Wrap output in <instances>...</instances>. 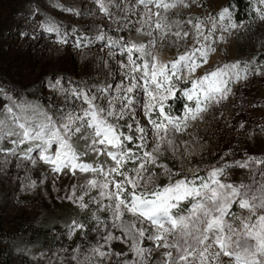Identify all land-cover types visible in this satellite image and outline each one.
Listing matches in <instances>:
<instances>
[{"label":"snow or ice","instance_id":"6c2138e0","mask_svg":"<svg viewBox=\"0 0 264 264\" xmlns=\"http://www.w3.org/2000/svg\"><path fill=\"white\" fill-rule=\"evenodd\" d=\"M176 2L134 0L130 10L143 8L136 31L144 32L149 40L147 44H137L121 37L120 41L109 42L120 44V54L126 57L118 61L122 70L119 83L106 85L99 94L70 90L80 106L61 109L58 115L49 114L39 105H4L0 111L4 117L0 119V141L10 139L17 147L31 143L33 146L23 155L31 159L28 154L37 151L39 159L49 164L53 172L67 169L73 175L76 171L96 174L87 181V187L98 189L99 196L109 202L104 210L111 211L112 227L122 233L115 236L109 232L104 240L129 243L133 254V259H125L122 264H149L153 249L161 248V264H264V167L259 180L254 177L251 183H230L222 179L226 175L223 167H214L201 176L199 169L173 172L158 163L166 151L175 153L174 140L170 138L174 133L185 131L188 121L200 118L210 103L227 99L233 77L245 78L239 71L240 61L196 75L197 69L208 63L209 51H215L214 32L218 28L226 32L241 27L232 20L230 6L218 13L219 21L213 17L188 20L193 28L190 34L172 31L173 25L162 15L175 8ZM179 2L191 6L184 0ZM97 3L102 12H109L104 0ZM258 3L264 5V0ZM256 11L264 20V8ZM224 20L228 21L226 25L220 23ZM47 30L58 32L55 27ZM170 35L174 37L173 44L192 35L193 44L176 58L165 61L157 54L156 45ZM57 42L68 41L61 35ZM75 46H83V39H78ZM110 89L115 95L102 100ZM179 97L193 104L183 103L182 114L175 115L169 101ZM137 108L146 126L136 118ZM121 120L123 124L119 123ZM0 151L15 154V148ZM89 152L109 157L111 166L106 169L84 162L83 157ZM249 161L264 166V159L249 157ZM156 167L163 169L168 183H156L155 172H149V168ZM240 167L248 168L249 162ZM81 206L87 207L83 203ZM126 215L131 217L127 223ZM146 240L152 248L143 246ZM103 247L100 245L93 252L101 258L127 256L103 251Z\"/></svg>","mask_w":264,"mask_h":264},{"label":"rangeland","instance_id":"374dc122","mask_svg":"<svg viewBox=\"0 0 264 264\" xmlns=\"http://www.w3.org/2000/svg\"><path fill=\"white\" fill-rule=\"evenodd\" d=\"M104 2L109 9L107 14L100 10L97 0H0V111L4 105L19 103L39 105L49 114L58 115L61 109L68 111L80 106L70 90L99 94L106 85L119 83L122 70L118 61L126 57L120 54V44L109 42L120 41L121 37L128 41L133 36L132 30L137 32L143 8L138 6L130 10L134 0ZM184 2L191 6L185 7L177 0L176 7L162 15L173 25L172 31L191 34L193 28L187 21H195L197 17L215 18L211 12L219 10L225 0ZM220 23L226 25L228 21ZM237 24L241 27L226 32L218 28L214 32L212 47L215 51H209L208 63L197 69V76L230 64L238 56L264 51V20L257 18ZM48 27H55L58 32H49ZM110 31L126 34L115 37ZM61 35L67 39L66 44L57 42ZM101 35L104 39L98 38ZM221 35L223 40L219 39ZM81 38L83 46L76 47V41ZM173 39L170 35L156 45L162 60L176 58L193 44L192 35L176 44L172 43ZM239 71L245 78L233 77L227 99L210 103L200 118L188 121L185 131L170 137L176 151L174 154L166 151L159 164L167 165L173 172L199 169L203 176L214 167H223L226 175L222 179L230 183H251L254 177L260 179L258 174L264 166L252 164L249 157L264 159V138L261 136H264V62L249 69L239 66ZM112 95L115 93L110 89L101 99ZM136 118L146 126L138 108ZM9 141H0V148H15V154L0 151V247L7 248V235L16 234L42 219L55 201L69 202L81 210L98 209L106 216L83 228L77 227L83 225L79 221H73L62 243L27 257L16 252L9 257L8 264H122L125 259H133L129 243L122 240L106 243L104 240L109 232L115 236L122 233L112 227L111 211L104 210L109 202L99 196L98 189L87 187V181L95 178V173L76 171L75 175H69L65 170L59 177L50 165L41 163L37 151L29 154L31 159L18 156L16 146L7 148L11 145ZM89 155L97 156L91 152L87 157ZM246 161L249 167H240ZM109 166L111 164L105 168ZM149 172H155L156 183L162 179L168 183L169 178L162 168H149ZM82 203L87 207H82ZM130 219L126 215L125 223ZM78 230L81 232L71 243ZM100 245H104L103 251L127 253V256L101 258L93 252ZM143 246L152 248V243L146 240ZM163 252V248L153 249L148 257L149 264H161Z\"/></svg>","mask_w":264,"mask_h":264},{"label":"trees","instance_id":"16d2710c","mask_svg":"<svg viewBox=\"0 0 264 264\" xmlns=\"http://www.w3.org/2000/svg\"><path fill=\"white\" fill-rule=\"evenodd\" d=\"M228 6H230L232 20L236 23L255 21L257 18H259V13H257L256 9L264 8V5H260L258 3V0H225L224 4L220 6L219 10L212 11L211 13L215 16V18L219 20L218 13L222 8ZM109 33L110 35L115 37L126 34V32L124 31H110ZM131 35L133 36H130V39L128 40V42L130 43L134 42L137 44H147L149 39L147 35L139 34L134 30H132ZM236 61H240V67L249 69L253 65L264 62V51L251 52L242 56H238L237 58L231 60L232 63ZM79 85L82 86V88H86V86L84 84H81V82H79ZM169 103L173 105V113L175 115L182 114L183 103H189L191 105V102L186 101L183 97L170 100ZM119 123L123 124L124 121L121 120L119 121ZM125 132L127 134L126 129ZM9 143L11 145L7 148L15 146L11 143V141H9ZM32 146L33 145L31 143L22 144L18 147L16 146L18 156L25 157L23 153L28 147ZM77 146L81 147V145L79 144ZM129 146L131 147L132 145L130 144ZM83 160L84 162L88 164H94L97 167L101 165L106 167L107 165L111 164L110 158L105 155H99L96 157L89 155V157ZM41 163L45 166H49V164L43 161H41ZM65 170L68 171L67 169ZM65 170L57 173L58 176L60 177L65 172ZM68 172L69 175H72L71 171ZM198 174L203 176L200 172ZM157 183L160 185L166 184L163 179L159 180ZM105 216L106 215H104V213L98 209L81 210L69 202L55 201L53 207L51 209H47L46 214L42 219H40L39 221H34L31 225L19 230L16 234L7 235V248L0 247V264H8L9 257L16 252H21L25 257H27L33 255L38 251L48 249V247H52L58 243H62L66 235L69 233L71 223L73 221H79L81 224L87 226L91 225L92 223L99 222L100 220L104 219ZM51 230L54 232H52ZM80 232L81 230H78L75 233L73 237L74 240L71 241V243L75 242Z\"/></svg>","mask_w":264,"mask_h":264},{"label":"bare ground","instance_id":"6f19581e","mask_svg":"<svg viewBox=\"0 0 264 264\" xmlns=\"http://www.w3.org/2000/svg\"><path fill=\"white\" fill-rule=\"evenodd\" d=\"M263 138H264V136L263 135H261Z\"/></svg>","mask_w":264,"mask_h":264}]
</instances>
